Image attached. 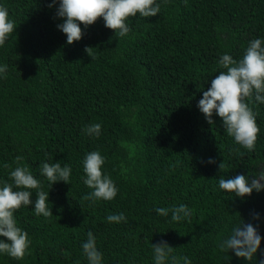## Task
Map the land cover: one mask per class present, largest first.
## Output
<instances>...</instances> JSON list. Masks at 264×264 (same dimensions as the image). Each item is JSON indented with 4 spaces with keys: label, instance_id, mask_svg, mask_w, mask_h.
Wrapping results in <instances>:
<instances>
[{
    "label": "trees",
    "instance_id": "obj_1",
    "mask_svg": "<svg viewBox=\"0 0 264 264\" xmlns=\"http://www.w3.org/2000/svg\"><path fill=\"white\" fill-rule=\"evenodd\" d=\"M50 2L0 0L16 25L0 46V66H7L0 74V186L11 182L22 157L19 163L49 191L53 213L17 210L29 253L23 260L0 253V264H89L82 248L89 231L102 264H154L152 243L161 240L191 264L264 260V239L250 262L219 248L242 220L264 237V190L241 199L218 183L240 174L251 179L264 169V104L254 106L260 132L251 152L227 135L218 116L209 125L197 106L223 70L220 57L239 60L249 41L264 39V0H157L158 15L129 18L126 36L99 18L87 28L81 24L84 35L71 45L57 28L59 3L50 8ZM96 123L100 135H87L84 128ZM97 150L119 192L93 203L83 199L92 191L82 179L83 160ZM45 162L68 164V183L51 186L40 175ZM180 204L191 216L179 222L171 212L155 211ZM119 213L127 222L107 221Z\"/></svg>",
    "mask_w": 264,
    "mask_h": 264
},
{
    "label": "clouds",
    "instance_id": "obj_2",
    "mask_svg": "<svg viewBox=\"0 0 264 264\" xmlns=\"http://www.w3.org/2000/svg\"><path fill=\"white\" fill-rule=\"evenodd\" d=\"M57 2L56 16L63 19L57 28L67 37V43L73 44L82 39L84 28L93 25L99 18H103L105 27L113 30L120 37L130 32L129 18L139 16L148 18L157 16L160 12V3L157 0H51L48 7H54ZM15 21L9 17L7 8L0 5V46H3L9 36L15 31ZM92 47H86V53L92 57ZM221 71L211 79V86L203 91L202 98L198 101V109L204 115L207 123H215L213 116H218L228 136L232 137L237 145L254 151L260 128L257 124L258 111L254 110L257 104H264V39L256 38L249 41L242 58L234 59L230 54H223L219 59ZM7 66H0V74L6 73ZM89 136L98 137L101 124L96 123L84 128ZM237 155L244 153L234 149ZM46 159H50L47 157ZM22 157L17 156V166L10 171L9 182L0 186V253L6 254L15 260H23L29 253L31 240L28 233L17 226L15 213L21 207L32 206L37 216L45 218L53 215L49 207V191L42 190V182L32 173L30 168L21 165ZM208 163L214 164L215 160L209 159ZM105 157L100 151L89 152L83 160L82 177L84 184L92 191L84 200L95 203L98 200L111 201L118 192L113 179L103 172ZM5 168L11 165L4 164ZM40 175L46 177L51 186L59 181L68 183L72 169L68 164L60 162L42 163ZM219 171L225 169V164L219 163ZM264 169L258 170L254 178L240 174L234 178L221 177L218 181L219 188L244 199L264 190ZM35 190V201L32 200ZM158 215L167 216L171 212V219L179 222L191 216V209L184 204L169 208H156ZM253 219L259 220L258 213H253ZM109 223L127 222L123 213L107 216ZM264 237L252 223L242 222L233 227L231 235L224 239L219 248L221 251H233L239 258L252 261L260 249ZM83 253L89 264H102L103 255L97 249L96 237L89 231L87 240L82 245ZM154 264H191L187 256L173 255L174 248L167 241L161 240L152 243ZM259 264H264V260Z\"/></svg>",
    "mask_w": 264,
    "mask_h": 264
}]
</instances>
